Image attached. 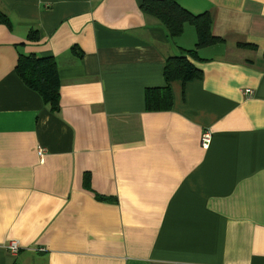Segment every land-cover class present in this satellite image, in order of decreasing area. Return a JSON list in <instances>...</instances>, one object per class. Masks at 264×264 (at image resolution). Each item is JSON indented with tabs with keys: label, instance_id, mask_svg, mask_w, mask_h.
I'll use <instances>...</instances> for the list:
<instances>
[{
	"label": "crops",
	"instance_id": "1",
	"mask_svg": "<svg viewBox=\"0 0 264 264\" xmlns=\"http://www.w3.org/2000/svg\"><path fill=\"white\" fill-rule=\"evenodd\" d=\"M141 2L0 0V264H264V0H176L212 17L197 49ZM182 49L202 77L146 109ZM18 52L55 58L58 112Z\"/></svg>",
	"mask_w": 264,
	"mask_h": 264
},
{
	"label": "trees",
	"instance_id": "2",
	"mask_svg": "<svg viewBox=\"0 0 264 264\" xmlns=\"http://www.w3.org/2000/svg\"><path fill=\"white\" fill-rule=\"evenodd\" d=\"M140 9L145 15L154 17L162 25L170 37L178 36L184 25H193L197 33L195 48L211 45L221 40L211 33L212 17L205 12L192 15L176 0H142ZM0 23L10 25L8 17L0 12ZM29 41H36L39 35L36 30H30L26 36ZM180 50L178 54L165 59L163 78L165 85L145 89V105L148 110H168L173 99L170 83L179 80L187 81L202 77V72L190 60L198 58L195 50ZM15 73L29 89L38 93L43 104L49 111L56 113L60 107V79L57 73L55 58L51 55L39 56L34 53L18 52Z\"/></svg>",
	"mask_w": 264,
	"mask_h": 264
},
{
	"label": "built area",
	"instance_id": "3",
	"mask_svg": "<svg viewBox=\"0 0 264 264\" xmlns=\"http://www.w3.org/2000/svg\"><path fill=\"white\" fill-rule=\"evenodd\" d=\"M246 94L250 93L251 91L249 89L244 90ZM211 139L210 131L204 130L200 137V145L203 148H207L209 145ZM45 149L41 146L38 147V155L42 156L44 154ZM4 248L7 250V252L13 256L17 255V253L20 250V244L17 240H9L5 245Z\"/></svg>",
	"mask_w": 264,
	"mask_h": 264
}]
</instances>
